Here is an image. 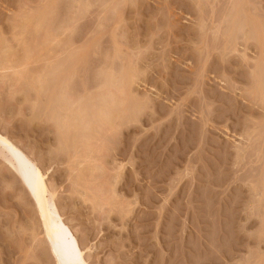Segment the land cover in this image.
<instances>
[{"label":"rangeland","instance_id":"rangeland-1","mask_svg":"<svg viewBox=\"0 0 264 264\" xmlns=\"http://www.w3.org/2000/svg\"><path fill=\"white\" fill-rule=\"evenodd\" d=\"M0 136V264H59L14 150L86 264H264V0H0Z\"/></svg>","mask_w":264,"mask_h":264},{"label":"bare ground","instance_id":"bare-ground-1","mask_svg":"<svg viewBox=\"0 0 264 264\" xmlns=\"http://www.w3.org/2000/svg\"><path fill=\"white\" fill-rule=\"evenodd\" d=\"M74 117L77 116L74 115ZM75 120L76 119L72 118V121ZM80 122L82 121L80 120ZM0 141L7 149H13L14 146L8 139L0 136ZM14 151L16 152V155L18 157L17 162L19 166V173L24 179L27 187L31 191V194L34 197L35 203L38 207L43 232L49 239L50 249L53 256L58 259L59 264H86L83 257V252L79 247L77 241L66 230L59 216L56 214L52 201L54 194L50 192L51 190L48 189V186L44 181V175L35 166L34 162L31 161L26 155L16 150ZM60 254L62 255V259H59Z\"/></svg>","mask_w":264,"mask_h":264}]
</instances>
